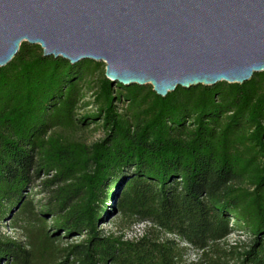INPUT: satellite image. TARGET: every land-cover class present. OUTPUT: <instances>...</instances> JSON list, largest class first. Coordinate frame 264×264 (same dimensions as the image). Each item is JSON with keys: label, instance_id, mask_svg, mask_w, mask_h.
<instances>
[{"label": "trees", "instance_id": "trees-1", "mask_svg": "<svg viewBox=\"0 0 264 264\" xmlns=\"http://www.w3.org/2000/svg\"><path fill=\"white\" fill-rule=\"evenodd\" d=\"M98 69L27 43L0 68V264H186L182 243L201 263L264 264V72L165 98L104 76L95 112L77 118ZM76 124H101L104 138L50 133ZM19 216L28 244L2 231ZM118 216L152 227L136 241L101 228ZM236 233L245 240L230 243Z\"/></svg>", "mask_w": 264, "mask_h": 264}, {"label": "water", "instance_id": "water-1", "mask_svg": "<svg viewBox=\"0 0 264 264\" xmlns=\"http://www.w3.org/2000/svg\"><path fill=\"white\" fill-rule=\"evenodd\" d=\"M22 43L162 98L244 84L264 72V0H0V68Z\"/></svg>", "mask_w": 264, "mask_h": 264}, {"label": "rangeland", "instance_id": "rangeland-1", "mask_svg": "<svg viewBox=\"0 0 264 264\" xmlns=\"http://www.w3.org/2000/svg\"><path fill=\"white\" fill-rule=\"evenodd\" d=\"M99 64V69L93 75L88 77L85 81L80 84V90L82 92V100L78 106V110L76 112L77 118H81L87 114H92L95 112V105H94V97L96 93V86L98 85V81L100 78L105 76V67L106 65L103 62H96ZM150 85H147L148 87ZM152 87V86H150ZM126 103H121L118 105L119 111L124 113V108ZM50 133L54 136H59L65 141L74 142V143H81L87 146H91L97 141H100L104 138V132L101 127V124L92 125L89 127H81L76 124L73 128H63V127H56L53 128ZM44 179V178H43ZM46 196V193L39 194V196L35 197L34 199L39 201ZM33 198V197H32ZM232 223V222H231ZM230 223V224H231ZM47 228L50 229L51 222L50 217L46 218ZM131 223L128 220L121 218L120 216L114 218H107V220L101 224V228L105 232H127L132 227ZM30 223L26 217L19 216L17 218L6 220L2 226V231L18 240H20L24 244H28V232L30 230ZM231 227V225H230ZM33 228V226H32ZM60 236H63V233H60ZM244 241V237L239 235L238 233L233 234L229 238V242L232 243L236 240ZM81 239H69V240H61L60 245H66L71 241H80ZM184 261L186 264H205L201 263L202 255L201 252L188 248L187 252L184 255Z\"/></svg>", "mask_w": 264, "mask_h": 264}, {"label": "built area", "instance_id": "built-area-1", "mask_svg": "<svg viewBox=\"0 0 264 264\" xmlns=\"http://www.w3.org/2000/svg\"><path fill=\"white\" fill-rule=\"evenodd\" d=\"M152 227L151 223L145 221V222H138L133 225V227L125 232L124 239L129 241H136L142 238L147 231ZM169 238H171L170 235H168ZM183 247L190 248L189 245L182 243Z\"/></svg>", "mask_w": 264, "mask_h": 264}]
</instances>
